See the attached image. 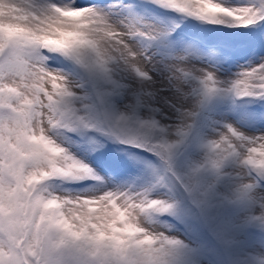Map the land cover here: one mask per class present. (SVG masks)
<instances>
[{
	"label": "snow or ice",
	"instance_id": "1",
	"mask_svg": "<svg viewBox=\"0 0 264 264\" xmlns=\"http://www.w3.org/2000/svg\"><path fill=\"white\" fill-rule=\"evenodd\" d=\"M0 264H264V0H0Z\"/></svg>",
	"mask_w": 264,
	"mask_h": 264
},
{
	"label": "rangeland",
	"instance_id": "2",
	"mask_svg": "<svg viewBox=\"0 0 264 264\" xmlns=\"http://www.w3.org/2000/svg\"><path fill=\"white\" fill-rule=\"evenodd\" d=\"M98 163H103V159L101 158V160H98Z\"/></svg>",
	"mask_w": 264,
	"mask_h": 264
}]
</instances>
